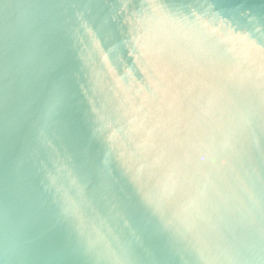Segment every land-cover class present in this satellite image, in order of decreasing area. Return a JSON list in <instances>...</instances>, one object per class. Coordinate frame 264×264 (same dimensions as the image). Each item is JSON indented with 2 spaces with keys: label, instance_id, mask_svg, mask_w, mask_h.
Returning <instances> with one entry per match:
<instances>
[{
  "label": "water",
  "instance_id": "95a60500",
  "mask_svg": "<svg viewBox=\"0 0 264 264\" xmlns=\"http://www.w3.org/2000/svg\"><path fill=\"white\" fill-rule=\"evenodd\" d=\"M0 264H264V0H0Z\"/></svg>",
  "mask_w": 264,
  "mask_h": 264
}]
</instances>
